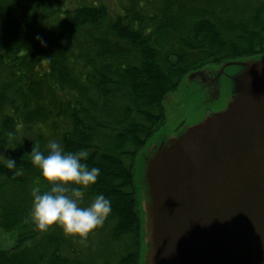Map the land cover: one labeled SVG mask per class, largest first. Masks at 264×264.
Returning a JSON list of instances; mask_svg holds the SVG:
<instances>
[{
    "label": "trees",
    "instance_id": "16d2710c",
    "mask_svg": "<svg viewBox=\"0 0 264 264\" xmlns=\"http://www.w3.org/2000/svg\"><path fill=\"white\" fill-rule=\"evenodd\" d=\"M261 57L264 0H0V264H140L137 164L165 100L192 72ZM52 139L100 169L81 206L111 204L83 238L30 217L48 184L29 153Z\"/></svg>",
    "mask_w": 264,
    "mask_h": 264
},
{
    "label": "water",
    "instance_id": "95a60500",
    "mask_svg": "<svg viewBox=\"0 0 264 264\" xmlns=\"http://www.w3.org/2000/svg\"><path fill=\"white\" fill-rule=\"evenodd\" d=\"M223 65L225 109L141 153L145 264H264V57Z\"/></svg>",
    "mask_w": 264,
    "mask_h": 264
},
{
    "label": "clouds",
    "instance_id": "9594fccd",
    "mask_svg": "<svg viewBox=\"0 0 264 264\" xmlns=\"http://www.w3.org/2000/svg\"><path fill=\"white\" fill-rule=\"evenodd\" d=\"M37 39L43 43L42 38ZM46 148L44 154L33 145L29 153L31 163L48 184L44 191L32 189L30 217L38 230L47 231L56 224L65 234L83 238L102 225L111 211L110 201L103 193L97 194L87 206H81L82 189L96 182L100 169L83 162L88 157L85 150L65 151L55 139L49 140ZM5 160L8 169L16 167L13 159Z\"/></svg>",
    "mask_w": 264,
    "mask_h": 264
},
{
    "label": "rangeland",
    "instance_id": "374dc122",
    "mask_svg": "<svg viewBox=\"0 0 264 264\" xmlns=\"http://www.w3.org/2000/svg\"><path fill=\"white\" fill-rule=\"evenodd\" d=\"M111 0H108L110 3ZM228 65L209 66L196 72L188 74L183 78L179 89L170 94L165 100L166 123L160 132L150 140L148 147L157 142L161 137H172L181 131L193 128L201 124L204 119L223 111L230 101L229 87L226 85L230 78L236 77L235 73L241 67ZM239 74V73H238ZM140 163V162H139ZM138 165V177L139 167ZM142 196L140 194L139 204ZM142 222V257L141 263L145 264L147 246L146 240L149 237L145 226L143 207L139 206ZM6 236L0 235V246L5 244ZM145 254V256H144Z\"/></svg>",
    "mask_w": 264,
    "mask_h": 264
},
{
    "label": "flooded vegetation",
    "instance_id": "af4514ba",
    "mask_svg": "<svg viewBox=\"0 0 264 264\" xmlns=\"http://www.w3.org/2000/svg\"><path fill=\"white\" fill-rule=\"evenodd\" d=\"M70 1H74V0H70Z\"/></svg>",
    "mask_w": 264,
    "mask_h": 264
}]
</instances>
